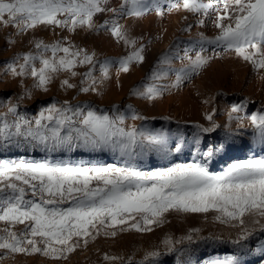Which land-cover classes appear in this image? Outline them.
<instances>
[{"label":"snow or ice","instance_id":"6c2138e0","mask_svg":"<svg viewBox=\"0 0 264 264\" xmlns=\"http://www.w3.org/2000/svg\"><path fill=\"white\" fill-rule=\"evenodd\" d=\"M162 2L120 0L117 7H108V0H0V24L15 28L17 35L40 25L55 26L68 32L85 29L110 33L131 51L118 60L105 59L99 63L104 80L113 64L117 65L118 72H128L132 63L144 60L145 45L139 43L142 38L130 36L120 20L141 17L152 9L159 15ZM167 2L169 11L183 10L193 14H206L211 7L202 0ZM223 5V14L217 12L218 35L214 39L200 36L196 41L200 52L196 53L195 59L188 55L192 49L186 48L181 60L187 63L173 69V56L171 52L166 53L149 77L151 82L145 84L142 91L134 90L133 94L148 100L159 97L166 86L157 81L166 78L170 72L175 75L172 86H177L207 63L208 58L201 55L205 44L234 51L254 70L264 69V0H223ZM104 12L111 13V17L96 23L97 14ZM199 23L203 24V21ZM33 43L35 52H26L6 65L13 76L31 75L35 87L47 90L46 85L56 74L66 72L75 77L78 74L75 68L88 66L81 83H90L80 91H98L92 75L97 63L95 53L71 44L67 38L50 44L42 40ZM37 62L39 67H36ZM61 86L76 87L68 79L62 80ZM6 107L7 112L0 114V144L23 142L48 152L76 148L110 150L123 157L124 163L122 166L81 167L49 161L0 160V222L3 225L0 226V249L67 259L80 246L81 240L87 245L88 238L95 239L105 229H112L104 231L112 237L116 236L117 228L120 231H151L152 225L165 222V214L169 211L218 213L215 219L220 223L240 229L237 237L230 240L240 250L246 249L244 242L256 231L264 232V158L237 161L221 173H212L206 164L199 162L145 172L137 166V160L151 153L162 157L170 155L167 132L138 128L135 124L125 127L128 117L115 108L111 115L100 114L91 108L73 107L65 101L63 106L52 104L43 109L33 125L18 113L17 104L9 102ZM241 109V105L232 106L233 112ZM129 110L133 121L145 119L130 106ZM9 116L13 117L11 121ZM205 119L211 121L212 115L206 114ZM229 119H233L231 113ZM248 119L254 130L253 140L264 145V114L254 113ZM195 127L198 132H211L217 125ZM196 142L199 143V138ZM182 148L181 141L174 151L178 153ZM201 155L210 159L213 149L209 148ZM17 225L23 227L17 231ZM249 225H258V228ZM199 231L191 229L188 235L176 240L166 236L162 243L169 253L181 252L176 245L206 239L198 236L194 239L192 233ZM160 255L158 250L147 251L138 264H154ZM103 259L122 261L123 257L105 254ZM239 261L240 257L233 255L210 264H239ZM127 264H132L131 257Z\"/></svg>","mask_w":264,"mask_h":264},{"label":"rangeland","instance_id":"374dc122","mask_svg":"<svg viewBox=\"0 0 264 264\" xmlns=\"http://www.w3.org/2000/svg\"><path fill=\"white\" fill-rule=\"evenodd\" d=\"M166 2V0H163V2L160 4V9L162 11L165 10V8L169 5ZM204 2L206 4L208 1H203V3ZM119 3L120 1L117 2V6ZM212 5L214 6L208 9V14L206 13L203 15L201 12L199 15L197 13L199 16L202 15L201 19L206 18L204 22L205 26L207 25L205 28L206 31L205 29H203V31L201 30L204 24L203 26L198 24L199 20L197 19H199V16H197V14L191 13L193 19L196 18V20L193 21L194 23L189 25L191 28L188 27L187 32L185 30L184 39L187 44H190L188 42H191V45L198 46V44L196 45V41L200 39V34L203 35L205 33L203 35L204 37L208 39H214V36L212 38L210 37V32L212 31L213 35L215 32L219 33V29L216 27V25L214 24L213 26H210V24H212L211 21H216L218 11L223 14L222 9L224 6L222 2L217 3V5ZM214 8L217 9L213 10ZM154 10L155 9L147 12V14L142 16V19L141 17L133 18L135 21H140V23H142L141 25L147 31L144 30L145 32L140 34L136 33L135 30H132L128 32L129 35L131 34L130 36L133 35L135 38L143 39L144 35H148L149 29L154 27V25H157L159 17H161L162 24L166 23L167 16L169 15L166 13L164 14L165 16L162 14L158 15L156 10ZM151 13L153 14L149 15ZM156 33V37H159V32ZM217 33L216 35H218ZM10 37V34H8L5 39H0L2 41H0V114L7 112L6 106L9 102H11L17 104L18 113L23 114L25 118L34 125L36 118L39 117L43 109L50 107L52 104H56L57 107L63 106L65 101H67L68 104L73 107L79 106L91 108L100 114L110 113L111 115L114 108L119 112L124 113L125 110L120 105H109L98 102L96 96L90 91L84 92L83 94V92L80 91V88L83 86L82 84L79 85V87L77 85L79 90L76 89L71 93H66L61 88L60 90L59 81H57L59 79L56 75L53 78L57 82L52 79V81L49 83L50 85H46L47 90L35 87V82L31 75L24 77L13 76L7 70L6 65L15 61L18 56H21L26 52H35L36 49L34 47L33 41L25 43L17 40L16 37V39ZM104 38L105 37L100 36L99 39L101 44H111L110 48L112 50H117L118 48H127V50H121L117 60L129 54L130 51L128 50V47L123 44V42H117L116 39L114 41H105ZM9 41L15 42L10 43ZM198 47L194 49L196 52L193 51L195 55L193 53L190 55L193 59H195L194 57L196 56L197 51L200 52V48ZM222 48L223 47L205 44L204 51L201 53V55L204 53L203 56L208 57L209 62L207 60V64L199 69V72L197 71L194 73L195 75L191 73V75H188V77L180 84V86H182V90L186 92V99L189 101L188 108H191V114L188 116L189 121H186L188 125L184 121L175 123L161 116L160 112H162L165 107L164 101L166 99V95L164 96L163 93L161 98L162 102L159 105L151 106L150 104H146L145 111L152 117L150 119L145 118L141 124H139V126H136L144 128L145 125L149 130H162L167 132L170 155L162 157L156 153H151V156L137 160L136 164L142 171L151 172L162 168H168L176 164H191L193 162H199L206 164L210 172L221 173L225 171L229 165L237 161L264 158V145L255 142L253 137L249 140H244V137L238 135L235 126L238 122L236 117H238L240 111H232V106L238 105L240 103L239 105L242 106V109L246 110L244 116L246 119L251 117L254 113H264V69H262L263 73L261 72V69L258 71L254 70L253 66H249L246 72H243L242 69L238 68H235V70L234 68H231L232 64L234 63L235 65L238 63V61L241 63V60L238 56L232 53L233 51H223L224 48ZM178 50L182 52L180 48ZM46 55H51V53H46ZM160 59L161 57H153L152 59H146L143 63H134L131 67H135L134 70L136 73L133 76L134 81L130 84V86L133 84L132 87L135 89L150 83L151 81L149 80V77H151L153 71L156 69ZM177 59L178 57H175L174 55L171 63V67L173 69L180 68V61L179 59L177 61ZM39 66V62H37L36 67ZM173 75L174 74L170 72L166 78L157 81V83H164ZM53 85L54 87H57L52 88ZM142 90L143 88L141 91ZM203 100L204 102L202 103ZM135 112H138L137 114L142 116L138 109H136ZM230 113L233 115V119L231 120L229 119ZM206 114L212 115L211 121L205 119ZM45 115H47V113H45ZM8 119L11 121L13 117L9 116ZM215 121H217L218 125ZM213 123L217 125L214 131L203 133L201 131L197 133V128L195 127L196 125L199 124L201 127L204 126L203 128H210L212 127ZM190 130L192 134H194V130L197 133L196 136L191 137ZM197 138H199L200 141L198 144L196 142ZM213 140L215 142H213ZM181 141L183 142V148L177 153L174 151V149L177 142L179 143ZM207 145H209V148L213 149V155L210 159L201 155L202 153L208 151L207 149L209 148ZM39 148L40 147H32L30 144L23 142L20 144H0V160H24L30 162L49 161L53 164L66 163L72 166L77 165L81 167H92L93 165L122 166L124 163L123 157H119L118 154L111 155L109 150L92 151L84 148H76L74 149L73 153H71V151L68 153V150H61L58 151L57 155H54L53 152L44 155L38 151ZM171 150L173 151L171 152ZM216 215H218V213L214 211H209L208 213L169 211L165 214V222L161 225H152L151 231L138 232L131 229L127 231H120L119 228H117V234L114 238L110 235L106 236L104 234V231L110 232L112 229H105L101 232L102 235H96L95 239L88 238L87 245H84L83 241L81 240L80 246L74 252L69 254L67 259H52L41 253H9L7 250L0 249V257H3L0 258V264H127L129 257L133 258L132 264H138L147 251L153 250H158L161 253V255L158 257V260H156L154 264H210V262L213 260H223L225 257L233 255L240 257L241 260L239 261V264L263 263L264 232L256 231V233L250 239L244 242L247 245L246 249L240 250L235 245L230 243V240L237 237L240 229L238 227H231L228 224L220 223L215 219ZM0 226H3L2 222H0ZM22 227L23 225H17L16 230L19 231ZM253 227L258 228V225ZM191 229L200 230L199 233H192L194 239L197 236L204 237L206 239H197L196 242L192 244L185 242L183 244L176 245V247L182 251L169 253L165 245L162 243L165 237L170 236L174 240L180 239L181 237L188 235ZM208 237H211V239H207ZM217 237L219 239H216ZM257 249H260V251H257ZM118 253H120V255ZM105 254L108 256L123 257V260L105 261L103 259Z\"/></svg>","mask_w":264,"mask_h":264},{"label":"bare ground","instance_id":"6f19581e","mask_svg":"<svg viewBox=\"0 0 264 264\" xmlns=\"http://www.w3.org/2000/svg\"><path fill=\"white\" fill-rule=\"evenodd\" d=\"M120 0H108V7H116L117 6V2ZM167 1V0H166ZM203 1H208L206 4H211V7L214 6L212 4H216L219 2L223 3V0H202ZM168 3V2H166ZM205 3V2H204ZM165 4V3H164ZM162 6V5H161ZM221 6V5H220ZM219 6V7H220ZM224 6V5H223ZM210 7V8H211ZM218 7V6H217ZM217 8H214L213 10H216ZM222 9V8H221ZM153 10V9H152ZM150 10V11H152ZM161 10V9H160ZM223 10V9H222ZM155 11V10H154ZM211 11V10H210ZM215 12V11H214ZM155 13V12H153ZM153 13L149 14L152 15ZM168 14L169 16H167V20L165 24H162V20L161 17H159V21L157 23V25H154V27L149 29L148 35H144V38L141 39L139 41V43H143L145 45V51L143 52V56H144V60L142 62H134L135 64L138 63H143L146 59L149 58H153V57H163L166 53L171 52V55L175 57H178L179 59V66L182 67L184 63H187V61H183L181 60V58L184 56V50L186 48H191L192 50L188 53V55H192V53L194 54L193 51H195L194 49L198 46H194L191 45V42H188L190 44H187V42H185V30L184 29H188V27H190L189 25L191 23H194L193 21L196 20L193 19L191 13L185 12L183 10L180 11H169V5L165 8V10H161V14ZM147 14V13H146ZM199 14V13H198ZM197 14V16H199ZM201 14H205L204 12H202ZM208 14V13H207ZM211 14V13H210ZM213 14V13H212ZM157 15V14H156ZM165 16V15H164ZM186 16V17H185ZM202 16V15H201ZM201 16H199V20L198 22H200L201 20L203 21V24L206 20V18L201 19ZM111 17V13L108 12H104V13H100L97 14V16L95 17V21L96 23H103L104 20L109 19ZM196 17V16H195ZM164 18V17H163ZM166 18V17H165ZM142 19V16H141ZM215 19V18H214ZM140 20V19H139ZM165 20V19H164ZM163 20V21H164ZM210 20V19H209ZM210 22V21H209ZM226 22V21H225ZM120 23L124 25V27L126 28V30L128 32L135 30L136 33H142L145 32L144 30H146L140 23V21L138 20H133V18H123L120 20ZM207 23V22H206ZM212 24H210V26H213L214 24L216 25V21L212 22ZM196 24V23H195ZM199 25L201 23H198ZM197 24V25H198ZM203 24H201L203 26ZM157 26V28H156ZM207 26V25H206ZM205 24L202 27V31L203 29L206 28ZM147 28V27H146ZM191 28V27H190ZM208 28V27H207ZM212 28V27H211ZM210 28V29H211ZM215 30V29H214ZM213 30V31H214ZM147 31V30H146ZM206 31V29H205ZM219 31V30H218ZM156 32H159L160 36L156 37ZM187 32V30H186ZM200 32V31H199ZM209 32V31H208ZM217 32H215V34L213 35V32L211 31V38L216 35ZM8 34H10V38H14L19 41L22 42H32L35 40H42L45 43H53L56 40H64V38H67V41L70 42L71 44L79 47V48H83L86 49L89 53H95V59L97 61L95 68L93 69L92 75L95 78V80L97 81L96 83V87L98 89V91L92 92L93 95L96 96V98L98 99V102L100 103H106L109 105H120L121 107L124 108V113L126 115V117H128L125 120V124L124 126H130V125H138L141 124V122L143 120H135L133 121L132 119H130L131 116V111L129 110V106L132 110L136 111V109H138L141 112V115L143 117H145L146 119H150L152 116H150L149 113H147L145 111L146 109V104H150L151 106H156L159 105L162 100V94L153 99V100H148L145 97H141L138 95H134L133 91L136 89L141 90L143 88V86H140L138 88H135L130 86V84L134 81L133 76L135 75V67H131L133 66L134 63H132L129 66V71L128 72H118L117 71V65L113 64V66L109 69V75L107 79L102 80L101 79V73L99 70V63L103 62L105 59H111V60H117L118 55L120 54L122 49L127 50V48H118L117 50H112L110 48L111 44H101L100 41V36L105 37L104 40H112L114 41L115 38L111 36L110 33L105 32V31H100V32H95V31H87L85 29H77L75 32H68L66 29H61L55 26H44V25H40L38 27H36L35 29H30L27 32H24L22 34L17 35V31L15 28L13 27H6L3 24H0V39H5V37L8 36ZM133 34V33H132ZM203 34V32H202ZM205 34V33H204ZM203 34V35H204ZM218 34V33H217ZM131 35V34H130ZM199 35V34H198ZM133 36V35H132ZM139 36V35H137ZM191 36V35H190ZM201 36V34H200ZM16 37V38H15ZM134 37V36H133ZM209 37V38H210ZM102 39V38H101ZM0 40V41H1ZM111 41V42H112ZM2 42V41H1ZM15 42V41H14ZM114 43V42H113ZM193 43V42H192ZM197 45V44H196ZM209 46V45H208ZM181 49V51H179L178 49ZM200 48V47H198ZM209 49V48H208ZM223 49V48H222ZM129 51H131L130 48H128ZM207 50V49H206ZM211 50V49H210ZM213 50V49H212ZM218 50V49H217ZM220 50V49H219ZM200 51V50H199ZM224 51V49H223ZM196 52V51H195ZM198 52V51H197ZM206 52V51H205ZM213 52V51H212ZM232 52V51H230ZM233 54H235L237 56V54L233 51ZM204 54V53H203ZM202 54V55H203ZM213 54V53H212ZM218 54V53H217ZM216 54V55H217ZM58 55H62V53H58ZM195 55V54H194ZM207 55V54H206ZM214 55V54H213ZM228 55V54H227ZM230 55V54H229ZM121 56V55H120ZM239 57V56H238ZM237 57V58H238ZM195 58V57H194ZM208 58V57H207ZM228 58V57H227ZM177 59V61H178ZM239 59L241 60V63L238 61V63H236L234 65V63L232 64L231 68H238V69H242L243 72H246L247 68L250 65V63L244 61L241 57H239ZM227 60V59H226ZM176 62V61H175ZM209 62V60H208ZM178 63V62H177ZM207 64V63H206ZM209 64V63H208ZM178 65V64H177ZM135 66V65H134ZM208 66V65H207ZM210 66V65H209ZM204 67V66H203ZM132 68V69H131ZM78 74L73 77L71 76L69 73L66 72H60L58 74H56V76L58 77L59 80V89L61 88L62 90H64L66 93H71L72 91L78 89L77 85L79 87V85H83L82 87H86L88 86V84L90 83V81H85L84 83H81L82 80H84V73L88 72L89 67L88 66H80L74 69ZM236 70V69H235ZM258 71V70H257ZM199 72V71H198ZM201 72V71H200ZM208 72V71H207ZM262 72V69H261ZM196 73V72H194ZM193 73V74H194ZM248 73V72H247ZM263 73V72H262ZM251 74V73H250ZM257 74V73H256ZM255 74V75H256ZM172 75V74H171ZM191 75V74H190ZM189 75V76H190ZM195 75V74H194ZM258 75V74H257ZM241 76V75H239ZM171 77V76H170ZM188 77V76H187ZM186 77V78H187ZM195 77V76H194ZM252 77V76H251ZM142 78V77H141ZM186 78H184L183 80H185ZM245 78V77H244ZM264 78V77H263ZM54 79V78H53ZM64 79H68L70 83L76 85V87L74 88H66V87H62L61 86V81ZM249 79V78H247ZM259 79V78H258ZM182 80V81H183ZM257 80V79H256ZM261 80V79H260ZM55 81V79H54ZM55 81V82H57ZM182 81L177 85V86H172L175 82V75H173L171 78H169L168 80H166L164 83H160L165 87V89L162 91V93L164 94V96L166 95V99H165V107L163 109L161 113V116L163 118H167L172 122L175 123H179V122H186L189 121L188 116L191 114L190 110L191 108H188V102L186 99V92L182 90V86H180V84L182 83ZM139 82V81H138ZM188 82V81H187ZM252 82V81H251ZM257 82V81H255ZM54 83V82H53ZM232 84V83H231ZM243 84V82H242ZM264 84V83H263ZM50 85V84H49ZM58 85V84H56ZM257 85V84H256ZM135 86V85H134ZM187 86V85H186ZM243 86V85H242ZM54 87V85L52 86V88ZM57 87V86H55ZM54 87V88H55ZM142 87V88H141ZM259 87V86H258ZM50 88V87H49ZM186 88V87H185ZM60 89V90H61ZM184 89V88H183ZM251 89V88H250ZM259 89V88H258ZM262 89V88H261ZM79 90V89H78ZM259 91V90H258ZM78 92V91H77ZM84 94V92H83ZM86 94V93H85ZM90 94V93H89ZM261 94V93H260ZM75 95V94H74ZM82 95V94H81ZM83 96V95H82ZM79 98V97H78ZM93 98V97H92ZM91 98V99H92ZM246 98V97H245ZM248 98V97H247ZM83 99V98H82ZM164 99V98H163ZM249 99V98H248ZM90 100V98H89ZM88 100V101H89ZM244 100V99H243ZM261 100V99H260ZM84 101V100H83ZM86 101V100H85ZM204 102V100L202 101V103ZM242 102V101H241ZM85 103V102H84ZM99 103V104H100ZM206 104V103H205ZM240 104V103H239ZM238 104V105H239ZM262 104V103H260ZM224 105V104H223ZM86 106V105H85ZM119 106V107H120ZM263 106V105H262ZM246 107V106H245ZM117 108V107H116ZM224 109V108H222ZM247 109V108H246ZM209 111V110H208ZM245 109H242V111L239 112L238 117H243V120H237V124L235 126L238 135L241 137H244V140H249L250 138H252L254 136V130L251 126L250 120L246 119L245 116ZM224 112V111H223ZM227 112V111H226ZM138 113V112H137ZM228 113V112H227ZM226 114V113H225ZM264 114V113H262ZM110 115V113H109ZM139 115V114H138ZM158 116V115H157ZM233 116V115H232ZM237 116V115H235ZM251 116V115H250ZM154 117V116H153ZM156 117V116H155ZM226 117V116H224ZM227 119V118H226ZM224 120V119H223ZM198 122V121H197ZM216 124L218 125L217 121H215ZM222 122V121H221ZM224 122V121H223ZM144 123V122H143ZM187 123V122H186ZM149 124V123H148ZM185 124V123H184ZM194 124V123H192ZM201 124V121H200ZM208 124V123H207ZM221 124V123H220ZM224 124V123H223ZM243 125V127H241L240 125ZM188 125V123H187ZM196 125V124H195ZM199 125V124H198ZM206 125V124H205ZM232 125V124H231ZM141 126V125H140ZM179 126V125H178ZM190 126V125H189ZM146 126L144 125V128ZM177 127V126H175ZM204 127V126H203ZM207 127V126H206ZM140 128V127H138ZM142 128V127H141ZM152 130V129H151ZM183 130V129H182ZM176 131V130H175ZM178 132V131H177ZM193 133L190 130V134L191 137L192 136H196L197 133L193 130ZM203 133V132H202ZM185 134V133H184ZM176 136V135H175ZM178 136V135H177ZM224 136V135H223ZM184 137V136H183ZM186 137V135H185ZM202 137V136H201ZM222 137V136H220ZM194 138V137H193ZM202 139V138H201ZM240 139V137H239ZM179 140V139H177ZM181 140V139H180ZM185 140V139H184ZM243 140V141H244ZM187 142V141H186ZM213 142H215L213 140ZM178 143V142H177ZM200 143V141H199ZM205 143V142H204ZM189 144V143H188ZM187 144V145H188ZM198 144V143H197ZM186 145V146H187ZM194 145V144H193ZM200 145V144H199ZM214 145V144H213ZM219 145V144H218ZM209 148V145H207ZM200 147V146H199ZM212 147V146H211ZM219 147V146H218ZM197 149V147H196ZM199 149V148H198ZM79 150V149H78ZM208 150V149H207ZM40 153H43L44 155L50 154L51 152H48L46 150H41L39 148L38 150ZM74 150L71 151V153H73ZM173 150H171L172 152ZM193 151V149H192ZM63 152V151H62ZM54 155H57L58 152H53ZM69 153V151H68ZM109 153L111 155H117L118 153H113L112 151L109 150ZM196 154V153H195ZM151 156V154L148 155V157ZM121 159V158H120ZM65 160V159H64ZM107 160V159H106ZM66 164V163H64ZM77 166V165H76ZM101 234V233H100ZM119 234V233H118ZM102 235V234H101ZM104 235V234H103ZM105 236V235H104ZM103 236V237H104ZM107 236V235H106ZM105 236V237H106ZM109 236V235H108ZM114 238V237H113ZM219 243V242H218ZM222 244V243H221ZM261 244V243H260ZM111 245V244H110ZM233 246V245H232ZM99 249V248H98ZM205 249V248H204ZM198 251V250H197ZM212 251V250H211ZM207 252V251H206ZM87 253V252H85ZM101 253V251H100ZM120 255V253H118ZM182 254V253H181ZM189 254V253H188ZM192 254V253H191ZM190 254V255H191ZM100 256V255H99ZM176 256V255H175ZM163 257V256H162ZM256 257V256H255ZM141 258V257H140ZM178 258V257H177ZM176 258V259H177ZM182 258V257H181ZM133 259V258H132ZM138 259V258H137ZM143 259V257H142ZM164 259V258H163ZM180 259V258H179ZM75 260V259H74ZM82 260V259H81ZM125 260V259H124ZM158 260V259H157ZM241 260V259H240ZM138 261V260H137ZM181 261V259H180ZM179 263V262H178ZM116 264V263H115ZM135 264V263H134ZM158 264V263H157ZM259 264V263H258ZM260 264H264L260 263Z\"/></svg>","mask_w":264,"mask_h":264}]
</instances>
